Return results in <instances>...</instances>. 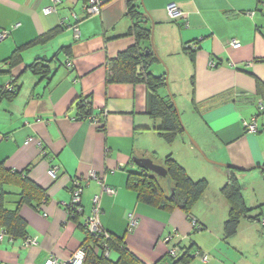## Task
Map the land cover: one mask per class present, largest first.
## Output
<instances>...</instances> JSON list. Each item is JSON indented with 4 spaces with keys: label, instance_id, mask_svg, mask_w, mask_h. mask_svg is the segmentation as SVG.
<instances>
[{
    "label": "crops",
    "instance_id": "obj_1",
    "mask_svg": "<svg viewBox=\"0 0 264 264\" xmlns=\"http://www.w3.org/2000/svg\"><path fill=\"white\" fill-rule=\"evenodd\" d=\"M101 1L100 12L89 14V0H0V34L8 32L0 40V163L46 195L39 205L29 203L22 201L15 176L0 183L6 208L19 207L27 237L36 239L27 245L23 238L0 233V264H45L51 256L69 261L87 238L84 221L95 196L104 229L123 236L143 264L171 263L169 250L176 243L184 248L194 243L191 264H238L231 257L243 249L239 239L264 236V108L259 106L264 101L257 89V80H264V4L138 0L146 16L142 22L152 31L148 46L157 57L151 69L156 75L167 73L168 84L160 93L174 101L182 95L178 105L186 131L170 148L157 131L162 120L153 114L149 86L109 81L113 62L135 37L128 34L133 23L128 0ZM170 3L183 14L172 17ZM50 6L54 9L46 12ZM233 39L241 45L233 47ZM20 47L18 58L8 60ZM36 60L49 66L47 76L29 68ZM12 80L18 91L4 94ZM87 96L92 112L82 113L78 103ZM254 118L258 129L252 132L246 124ZM191 135L207 158L218 162L197 153ZM168 155L193 179L208 181L189 213L150 205L129 185L130 172L143 168L137 158L163 165ZM227 166L238 168L244 202L250 215L258 216L241 218L229 238L224 226L231 205L222 193ZM76 180L83 189V215L69 211ZM130 213L138 218L132 229ZM110 257L117 260L118 254Z\"/></svg>",
    "mask_w": 264,
    "mask_h": 264
},
{
    "label": "trees",
    "instance_id": "obj_2",
    "mask_svg": "<svg viewBox=\"0 0 264 264\" xmlns=\"http://www.w3.org/2000/svg\"><path fill=\"white\" fill-rule=\"evenodd\" d=\"M260 1L264 4V0ZM138 5V0H128V13L133 19L128 34L135 37V42L115 59L113 62V73L109 77V81L146 83L153 93V114L154 116H159L162 120L161 126L157 128V131L168 143H173L179 135L184 134L186 128L173 97L170 95L163 96L160 93V89L168 84L167 73L156 75L151 69L157 60L156 55L148 46L152 31L142 22L146 16L139 11ZM47 36L49 35L42 36L36 41ZM22 48H18L8 60L14 62ZM262 60L264 61V59ZM29 68L35 74H40L43 77L47 76L50 71L49 66L41 60L34 61L29 65ZM257 89L264 101V80H257ZM17 91L18 88L14 91H4V94L13 95ZM79 103L81 104L79 107L82 113L92 112V102L88 96L80 98ZM163 166L168 172L166 178L159 177L155 173L142 168L141 172H130L129 185L137 190L142 201L150 205L162 207L168 211L179 208L189 213L208 188L207 179H193L172 155L166 156ZM237 171L238 168L227 166L228 179L222 188V193L228 198L231 205L230 215L224 226L225 237L228 238L237 233L241 218L258 219V216L252 217L250 215L252 209L248 208L244 202ZM14 176L16 177L15 182L21 183L22 186V201L31 203L35 200L36 204L39 205L42 200L46 199L42 189L25 177L8 171L0 163L1 184L9 182ZM167 179L171 183L170 191L166 186ZM0 233H7L13 238L26 239L28 236L27 222L21 216L19 207L13 210L6 208L4 191H0ZM104 241L108 243L112 252L118 254L117 260L105 255L102 243ZM82 245L85 246L86 250L83 264H143L128 249L123 236L109 233V239H105V237L87 235ZM193 247L194 243L184 248L182 254L172 257L173 261L171 263H165L160 260L154 264H191L193 260L191 250Z\"/></svg>",
    "mask_w": 264,
    "mask_h": 264
},
{
    "label": "built area",
    "instance_id": "obj_3",
    "mask_svg": "<svg viewBox=\"0 0 264 264\" xmlns=\"http://www.w3.org/2000/svg\"><path fill=\"white\" fill-rule=\"evenodd\" d=\"M101 5H102L101 0H90L88 5L86 6V8H87V11L89 14H96V13L100 12ZM53 9H54L53 6L47 7L46 12H51ZM168 10L170 12V15L174 18H177L183 14V12L181 11V9L179 8V6L176 3H170L168 6ZM74 28H75V32H76V37H78L79 36V29L77 26H75ZM7 34H8L7 31H3L0 34V40L4 39L7 36ZM231 43H232L233 47H239L241 45L240 41L237 39H233ZM190 47L194 48L196 46L194 44H190ZM16 88L17 87L15 84V81L12 80L9 83L5 84L4 91H14V90H16ZM78 104L81 105L80 103H78ZM259 106H260V109H263L264 103L261 101ZM88 118H90L93 121H98L97 116H94V115H89ZM246 126H247L248 130L252 131V132L257 131V129H258L255 118L252 120V122L247 123ZM57 170H58L57 167H53L51 169V173L55 174L57 172ZM90 177L95 178V179L99 178V176L96 173H92L90 175ZM76 181H77L76 182V188L74 189V192H73V198H72V202L69 206V211L71 214L83 215L84 208L82 207V204H81V192L83 189H82L81 185L79 184V180H76ZM105 189L109 193H114V191H115L114 189L107 188V187ZM99 200H100L99 196H95L93 198L92 212L85 217L84 227L86 229L87 235H94L97 237H105V239H109V233L104 229V227L100 221ZM193 222H194V225L198 226L195 218L193 219ZM137 223H138V218L133 213H130L129 214V227H130V229L135 227L137 225ZM2 234L0 235V237H2ZM172 238H173L172 235H168L166 240L170 241ZM25 242L27 245H30L32 243H35L36 239L27 237L25 239ZM102 243H103V250H104L105 255L110 257L111 253H112L111 248L109 247L107 242L104 241ZM183 247L184 246H182V244H180V243H176V245H172L170 250H169L170 256L177 257L183 251ZM85 256H86L85 246L82 245L80 248H78L75 251V253L73 254L72 258L69 261L62 262L58 258L51 256L49 259L46 260L45 264H83ZM206 259H207V257H204V260H206Z\"/></svg>",
    "mask_w": 264,
    "mask_h": 264
},
{
    "label": "rangeland",
    "instance_id": "obj_4",
    "mask_svg": "<svg viewBox=\"0 0 264 264\" xmlns=\"http://www.w3.org/2000/svg\"><path fill=\"white\" fill-rule=\"evenodd\" d=\"M180 96H182V95H178V96L175 95V102H176L177 107L180 111L181 119H182L183 111L180 109V105H178V100H180ZM192 140H194L196 143H198V141L195 139V137L193 135H191V138H190L191 142H192ZM170 144H165V145H167L166 147L172 148V144L171 145ZM159 152L161 153L160 150H159ZM201 152H204L202 150V148H200V149L198 148L197 153H201ZM155 153H157V152H154V154ZM210 160L216 161V160L211 159V158H210ZM216 162H218V161H216ZM239 240L243 241V243L241 245V247H243V249H241V250L239 249L234 254H232L231 258H232L233 262L240 260L239 263L237 262L238 264H264V236L258 234L257 237L256 236L251 237L249 240H246V239H239ZM221 247H222V245L219 246V249H221ZM216 250H217V247H216ZM213 252H215V251H213ZM209 255H210V252H209Z\"/></svg>",
    "mask_w": 264,
    "mask_h": 264
},
{
    "label": "water",
    "instance_id": "obj_5",
    "mask_svg": "<svg viewBox=\"0 0 264 264\" xmlns=\"http://www.w3.org/2000/svg\"><path fill=\"white\" fill-rule=\"evenodd\" d=\"M192 143L197 147V148H201L199 146L198 143H196L194 140H192ZM206 158H207V155L204 153V152H201ZM208 159V158H207ZM209 161H211L210 159H208ZM136 161L139 163V165H141V167H143L144 169H147L149 170L150 172L152 173H155L157 176L159 177H167L168 175V172L166 170V168L163 166V165H160V164H157L154 162L153 159L151 158H137ZM237 176H238V173H237ZM167 189L170 191V180L167 179Z\"/></svg>",
    "mask_w": 264,
    "mask_h": 264
}]
</instances>
